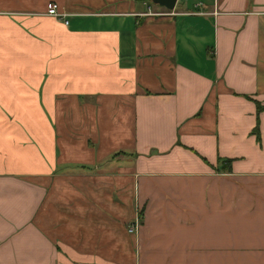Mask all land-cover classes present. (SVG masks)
I'll use <instances>...</instances> for the list:
<instances>
[{"label": "crops", "instance_id": "obj_1", "mask_svg": "<svg viewBox=\"0 0 264 264\" xmlns=\"http://www.w3.org/2000/svg\"><path fill=\"white\" fill-rule=\"evenodd\" d=\"M0 264H264V0H0Z\"/></svg>", "mask_w": 264, "mask_h": 264}, {"label": "built area", "instance_id": "obj_2", "mask_svg": "<svg viewBox=\"0 0 264 264\" xmlns=\"http://www.w3.org/2000/svg\"><path fill=\"white\" fill-rule=\"evenodd\" d=\"M148 14L151 15H166L169 14V12H149ZM46 15L51 16V17H55L57 19H60L61 17H63L62 13L59 12V7L55 2H49L46 6ZM66 23V21H65ZM129 232H132L134 230H136V226L135 225H130L129 226Z\"/></svg>", "mask_w": 264, "mask_h": 264}, {"label": "water", "instance_id": "obj_3", "mask_svg": "<svg viewBox=\"0 0 264 264\" xmlns=\"http://www.w3.org/2000/svg\"><path fill=\"white\" fill-rule=\"evenodd\" d=\"M152 2L161 5L168 10H172L175 6L176 0H152Z\"/></svg>", "mask_w": 264, "mask_h": 264}, {"label": "trees", "instance_id": "obj_4", "mask_svg": "<svg viewBox=\"0 0 264 264\" xmlns=\"http://www.w3.org/2000/svg\"><path fill=\"white\" fill-rule=\"evenodd\" d=\"M227 162H229L228 160H227ZM230 163V162H229ZM227 168L229 169V165H227Z\"/></svg>", "mask_w": 264, "mask_h": 264}, {"label": "bare ground", "instance_id": "obj_5", "mask_svg": "<svg viewBox=\"0 0 264 264\" xmlns=\"http://www.w3.org/2000/svg\"><path fill=\"white\" fill-rule=\"evenodd\" d=\"M128 231H129V229H128Z\"/></svg>", "mask_w": 264, "mask_h": 264}]
</instances>
